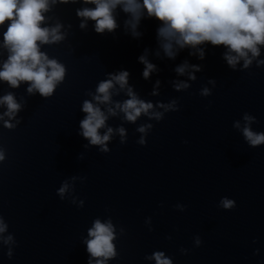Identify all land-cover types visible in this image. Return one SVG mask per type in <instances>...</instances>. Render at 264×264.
Here are the masks:
<instances>
[{
	"label": "water",
	"instance_id": "95a60500",
	"mask_svg": "<svg viewBox=\"0 0 264 264\" xmlns=\"http://www.w3.org/2000/svg\"><path fill=\"white\" fill-rule=\"evenodd\" d=\"M86 7L94 5L49 0L42 13L40 26L59 24L62 34L52 43L37 41L65 69L51 95L29 93L27 81L16 87L0 81V97L11 93L20 105L11 119H0V218L7 225L0 237H13L8 244L0 239V264H95L104 258L90 257L85 244L95 220L113 226L115 255L106 264H155L156 251L172 264H264V144L251 146L242 133L245 113L254 117L250 129L264 132V64L257 65L264 45L247 68L243 60L229 67L225 46L208 42L196 46L203 59L187 46L169 58L154 17L142 16L133 36L128 14L117 6V27L97 33L94 20L77 16ZM7 24L0 25V64L9 55ZM141 55L155 65L147 78ZM185 62L199 70L177 74ZM121 70L129 73L126 88L114 84L109 102L98 104L106 115L98 133L112 129L102 151L81 135V107L85 100L96 104L98 83ZM180 81L188 87L175 88ZM128 86L162 118L141 113L128 121L116 108L129 98ZM173 101L174 108L161 107ZM5 111L0 104V115ZM143 125L151 127L141 133ZM221 197L235 207H219Z\"/></svg>",
	"mask_w": 264,
	"mask_h": 264
},
{
	"label": "clouds",
	"instance_id": "9594fccd",
	"mask_svg": "<svg viewBox=\"0 0 264 264\" xmlns=\"http://www.w3.org/2000/svg\"><path fill=\"white\" fill-rule=\"evenodd\" d=\"M55 3V0H51ZM62 3L68 0H61ZM85 4L94 5L93 8H82L77 10V16L95 21L94 30L102 33L105 30L111 32L117 27L114 18V10L117 6L121 11L128 14L125 21L133 36L139 35L136 31L137 25L142 18L154 17L160 21L156 30L160 47L164 54L172 58L176 55L177 49L186 46L195 48L199 53V58L203 59L204 51L196 48L204 42L209 44L223 45L226 51L223 58L229 67L235 69L238 61L243 60L242 68H247L252 59L260 53L261 45H264V0H83ZM49 0H0V25L5 20L8 21L3 32V46L7 48L9 55L0 64V81H6L10 86L16 87L22 81L30 82L27 91L31 93L36 90L42 96L52 94L56 85L64 77V66L55 59H49L45 53L39 51V44L52 43L62 39L59 32L60 25L55 27H41L40 22L44 20L43 12L47 11ZM84 27V21H81ZM39 41V44L37 43ZM251 53V55H249ZM191 54V53H190ZM144 64L142 76L147 78L154 70L155 65L148 62L143 55L138 57ZM264 64V60H258L257 65ZM191 67L199 70V66H189L186 62L175 68L177 74H184L186 68ZM129 73L121 70L115 74H109V79L101 81L96 87L97 95L93 100L97 103L85 100L81 110L86 113L80 121L81 135L88 138L89 143L98 144L102 151H107L105 142L109 140L111 128L101 135L98 129L104 126L106 115L98 104H107L110 100V89L113 85H118L120 89H125ZM189 79H195L192 72L188 73ZM212 82V81H210ZM175 88H187L186 82L180 81L174 85ZM128 99L122 103H117L116 108L124 113L128 121H135L141 113L155 117L156 120L162 118L163 113L158 111L149 112L153 108L152 103L145 102L134 94L130 86L126 89ZM203 95L209 94V89H202ZM0 104L6 105V111L0 115L8 116L10 119L15 115L20 105L15 101L11 93L0 97ZM175 101L161 105L167 111L174 108ZM109 114H115L114 109L107 108ZM254 117L245 113V125L242 133L246 141L251 146L264 144V132H254L248 126ZM6 127H11L5 121ZM236 127H239L237 122ZM151 125H143L138 131L144 133ZM117 131L123 140L124 129ZM186 143V141H184ZM139 143H145L143 136ZM4 159V153L0 150V160ZM68 185L62 184L57 190L63 197ZM219 207L231 209L235 207V201L227 197H221ZM7 225L0 218V234L4 233ZM90 239L85 241L86 251L90 257H103L97 259L95 264H106V259L115 255L113 239V226L110 222L101 223L99 220L93 222V226L88 230ZM5 244L13 240L11 234L0 237ZM195 244L200 245L201 239L197 237ZM187 249H182L186 252ZM11 257L12 251L9 248L6 253ZM155 264H172L170 258L165 257L162 251H156L150 257ZM88 264H92L89 259Z\"/></svg>",
	"mask_w": 264,
	"mask_h": 264
}]
</instances>
